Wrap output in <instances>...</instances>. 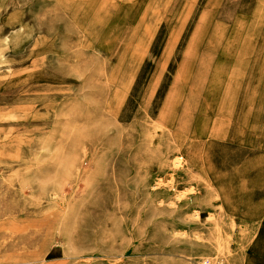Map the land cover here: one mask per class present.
Here are the masks:
<instances>
[{
  "label": "rangeland",
  "instance_id": "obj_1",
  "mask_svg": "<svg viewBox=\"0 0 264 264\" xmlns=\"http://www.w3.org/2000/svg\"><path fill=\"white\" fill-rule=\"evenodd\" d=\"M249 205L264 0H0V264H264Z\"/></svg>",
  "mask_w": 264,
  "mask_h": 264
},
{
  "label": "bare ground",
  "instance_id": "obj_2",
  "mask_svg": "<svg viewBox=\"0 0 264 264\" xmlns=\"http://www.w3.org/2000/svg\"><path fill=\"white\" fill-rule=\"evenodd\" d=\"M183 161V158L181 157H177L174 162H173V166L174 168H182V162ZM207 185V189L210 193H215L217 194L218 196L217 197H222L224 198V203L228 204V200L226 198V195L224 194L225 193V189L223 185L221 188H219V190L216 188V186L213 184L212 181H210V179L207 181L206 183ZM223 189V190H222ZM264 214V210L263 209H260V207H257V206H251L249 205V207H247V209L244 211V215L247 216L248 218H251V219H256V220H259L262 218ZM243 223V222H242Z\"/></svg>",
  "mask_w": 264,
  "mask_h": 264
}]
</instances>
